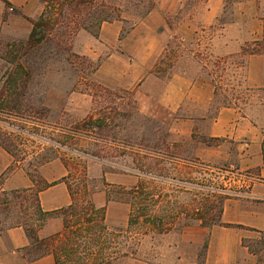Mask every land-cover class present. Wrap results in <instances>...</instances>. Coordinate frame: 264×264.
<instances>
[{"label": "rangeland", "instance_id": "1", "mask_svg": "<svg viewBox=\"0 0 264 264\" xmlns=\"http://www.w3.org/2000/svg\"><path fill=\"white\" fill-rule=\"evenodd\" d=\"M0 1L6 7L5 19L10 13H22L8 0ZM104 1L121 5L122 18L104 23L116 24L120 30L109 29L103 37L102 28L98 37L80 30L62 38L59 48L45 43L27 55L31 32L29 36L17 31L0 37V142L38 177L37 187L44 185L38 168L52 159L62 160L72 172L69 182L74 188L86 176L90 190L105 191L103 176L108 175L111 179L107 183L116 200L113 203L119 205H113L108 221L114 230L127 228L128 206L117 202L115 187L130 189L137 184L135 153L146 157L150 166L163 168L164 176L185 174L231 196L243 193L248 174L231 166L232 146L227 163L204 161L196 153L221 142L207 137L221 109H240L264 133V92H257L264 89L250 88L246 83V59L254 50V42L239 53H230L236 49L234 45L227 47L230 36L225 34V28L234 23L236 12L241 10L238 3L250 0H222L212 25L207 23V13L210 6L216 8V2L210 0H145L143 4L138 0ZM255 1L264 18V0ZM43 2L35 5L40 6V14ZM161 41L152 75L131 82L119 79L117 71L127 73L132 58L143 60L145 48L151 51ZM263 41L264 37L258 41L261 49ZM113 55L118 59L105 74L100 73L103 63ZM196 80L214 88L220 86L219 95L213 96L208 109L193 99L178 107V99ZM169 83L173 86L167 89ZM246 88L256 91L247 93ZM98 118L108 119L106 126L80 127ZM166 140L181 146L167 147ZM151 184L154 194H169L172 202L190 203L194 199L191 194L177 192L171 184ZM35 212L32 193L14 194L0 188V230L22 222L24 215L35 218ZM194 227L164 235L133 232L138 239L134 255L113 264H204L206 242L193 245L189 230ZM244 244L256 252L258 261L264 260L262 236Z\"/></svg>", "mask_w": 264, "mask_h": 264}, {"label": "crops", "instance_id": "2", "mask_svg": "<svg viewBox=\"0 0 264 264\" xmlns=\"http://www.w3.org/2000/svg\"><path fill=\"white\" fill-rule=\"evenodd\" d=\"M8 1L22 13L20 15L10 13L5 19L6 7L0 1V37L17 31L29 36L33 27L32 20L35 21L39 17L41 10L40 6L35 5L40 4L42 0ZM213 1L216 2V8L209 7L208 25H212L223 5L222 0H210V2ZM238 6L241 10L236 12L234 23L225 28V34L230 36L227 47L231 48L234 45L236 49L230 53H239L244 46L263 40L264 37V18L259 14L258 3L250 0L238 3ZM109 29L115 31L120 30V27L113 23L104 24L101 36L103 37ZM161 43L162 41L151 51L146 47V57L143 60L132 58L128 63L130 69L127 73L121 74L117 71L121 76L119 79H128V82H131L136 81L139 76L143 79L147 78V74L152 72L155 64L154 55L161 48ZM116 59H118L116 55L108 57V60L101 66L100 73L105 74ZM246 83L250 88L264 89V53L247 57ZM172 86L173 84L169 83L167 89ZM202 91L205 92L204 96H202ZM214 92V86L196 80L178 99V107L181 103L184 104L193 99L199 103L198 106L208 109ZM189 122L192 121L189 120ZM207 137L221 140V142L216 147L199 149L197 156L204 161L227 163L231 157L229 147L232 146L234 148L233 163L230 164L239 172L247 173L248 181L245 183L247 186L243 193L226 199L220 225L212 227L197 225L190 228L189 232L194 237L193 245H199L201 242L207 243L204 264H257V255L253 254L244 243L264 235V133L240 109L225 108L221 109L211 122ZM68 173L65 163L60 159H52L38 168L40 179L48 184L39 193V203L44 212H56L72 204L70 189L66 182ZM103 178L106 182L110 181L108 175H104ZM0 181V188L3 192H18L36 188L23 161H16V158L2 146H0ZM92 200L97 207H104L107 205V194L105 191L95 192ZM113 205L118 204L110 202L107 205V222L111 220ZM121 206L124 205L121 204ZM62 230L63 218L55 216L48 219L45 225L38 229V238L40 240L49 239ZM185 237L184 234L182 244H184ZM30 247L31 241L23 227H9L0 230V264H56L51 254L31 261L26 254Z\"/></svg>", "mask_w": 264, "mask_h": 264}, {"label": "trees", "instance_id": "3", "mask_svg": "<svg viewBox=\"0 0 264 264\" xmlns=\"http://www.w3.org/2000/svg\"><path fill=\"white\" fill-rule=\"evenodd\" d=\"M143 4L145 0H138ZM151 1V0H150ZM7 4V2H6ZM153 7L149 8L147 14ZM122 8L107 4L104 0H44L43 11L36 21L26 44V55L30 51L41 47L45 43H53L57 48L63 43L62 38L84 30L99 36L102 25L106 22L121 20ZM63 33V34H62ZM264 42V41H263ZM260 42L254 43V50L250 55L264 52ZM248 53V50L245 49ZM243 66V64H242ZM241 85V84H239ZM241 87V86H240ZM220 86L216 85L214 95H219ZM250 93L252 90H244ZM264 92V90H257ZM264 106V99L261 103ZM239 106V104H235ZM107 120L92 119L82 123V129H101L106 126ZM216 140V139H214ZM164 143L174 148H179V142ZM217 141V140H216ZM5 150L16 158V155L7 145L0 142ZM134 172L139 176L135 186L130 189L117 188V202L129 207L128 223L126 230L112 229L107 222V205L116 201L112 197V187L104 180L107 194V205L97 207L92 200L95 191L90 190L88 181L85 180L76 188L69 182L72 172L66 178L69 186L72 204L56 212H44L39 203V193L48 184L37 187L39 179L28 171L36 189L12 192L14 194L32 193L35 197L36 212L34 217L24 215L22 222L12 224L10 227L21 226L26 230L31 241V247L26 254L31 261L46 255H53L56 264H113L120 258L134 255V243L138 241L132 233L145 236L148 234L164 235L172 231H183L191 226L212 227L221 224L223 207L226 199L230 198L227 191L217 189L213 185L199 182L194 178H188L180 174L171 178L164 176L163 168H155L148 164L147 158L134 154ZM18 161V160H16ZM37 173V170H35ZM167 183L178 188L177 192H186L194 196L190 203L172 202L171 196L154 194L152 182ZM190 188L189 191L185 189ZM60 216L63 218V230L45 240L38 238V229L43 227L48 219ZM32 221L31 223L29 222ZM264 238V235L262 236ZM207 243H205V248ZM253 254H256L248 246ZM257 264H264L260 259Z\"/></svg>", "mask_w": 264, "mask_h": 264}]
</instances>
